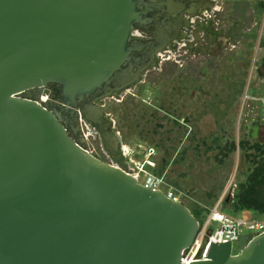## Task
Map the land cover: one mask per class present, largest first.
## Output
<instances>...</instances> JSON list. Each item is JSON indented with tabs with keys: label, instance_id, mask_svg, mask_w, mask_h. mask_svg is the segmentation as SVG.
<instances>
[{
	"label": "water",
	"instance_id": "1",
	"mask_svg": "<svg viewBox=\"0 0 264 264\" xmlns=\"http://www.w3.org/2000/svg\"><path fill=\"white\" fill-rule=\"evenodd\" d=\"M141 1L0 0V264H183L199 229L190 208L63 123L132 60L133 28L151 18ZM54 84L62 111L25 97ZM191 264H264V233Z\"/></svg>",
	"mask_w": 264,
	"mask_h": 264
},
{
	"label": "rangeland",
	"instance_id": "2",
	"mask_svg": "<svg viewBox=\"0 0 264 264\" xmlns=\"http://www.w3.org/2000/svg\"><path fill=\"white\" fill-rule=\"evenodd\" d=\"M200 21L199 31L211 32L215 27L218 35L233 40L229 52L220 53L216 70L203 64L197 95L194 78L186 79L183 91L180 66L173 59L162 62L139 93L129 89L105 99L103 109L122 132L126 148L122 157L102 154L96 145L88 144L96 157L127 172L135 167L133 161L152 159L154 172L180 191L183 202L200 220L224 193L223 212L259 217L253 210H235L233 200L253 167L249 145L264 144L257 105L245 106L242 101L249 85L254 94L264 88V5L255 1L219 3L210 17ZM205 60H211L210 56L206 54ZM185 96L187 105L180 108L179 99ZM48 97L44 94L42 99Z\"/></svg>",
	"mask_w": 264,
	"mask_h": 264
},
{
	"label": "flooded vegetation",
	"instance_id": "3",
	"mask_svg": "<svg viewBox=\"0 0 264 264\" xmlns=\"http://www.w3.org/2000/svg\"><path fill=\"white\" fill-rule=\"evenodd\" d=\"M140 8L148 9L151 18L133 28L132 60L118 73L112 85L94 94L89 102L64 114L63 123L69 134L90 152L89 141L102 154L117 158L122 157L126 149L117 122L103 109L108 95L121 94L129 89L139 93L147 84L149 75L155 74L162 62L172 59L180 66L178 79L184 84L181 89H186L187 78H194V94L197 95L203 80V64L212 71L216 70L220 53L230 50L232 36L218 35L215 27L211 32L198 30L200 20L210 17L216 10L212 0H143ZM206 54L211 60H205ZM172 69L176 71V67ZM59 90L60 86L54 84L35 89L25 97L47 102L52 110L62 111ZM44 94L51 97L43 100ZM179 101L180 108L187 105L186 96Z\"/></svg>",
	"mask_w": 264,
	"mask_h": 264
},
{
	"label": "built area",
	"instance_id": "4",
	"mask_svg": "<svg viewBox=\"0 0 264 264\" xmlns=\"http://www.w3.org/2000/svg\"><path fill=\"white\" fill-rule=\"evenodd\" d=\"M215 6L219 3L236 2V1H255L264 5V0H212ZM250 87V85H249ZM244 91L242 101L245 106L255 103L259 112V122L264 126V88H258L257 93H251L250 88ZM133 161V160H132ZM135 167L129 173L137 177L138 181L145 187L152 190H161L174 201H183L180 191L173 189L166 181L164 175L154 172L156 166L152 159H144L142 162H135ZM153 167L151 170L148 168ZM143 178L142 183L140 179ZM226 193L218 200L216 206L209 212L208 216L199 221V229L192 242L182 254L181 262L191 264L196 260L208 258L209 249L212 243L231 242L236 245L241 236L250 234L251 237L264 233V216L259 217H237L223 212L220 208L224 202ZM237 253L234 248V254Z\"/></svg>",
	"mask_w": 264,
	"mask_h": 264
},
{
	"label": "trees",
	"instance_id": "5",
	"mask_svg": "<svg viewBox=\"0 0 264 264\" xmlns=\"http://www.w3.org/2000/svg\"><path fill=\"white\" fill-rule=\"evenodd\" d=\"M253 150L249 154L250 163L253 165L246 182L241 184L235 194L233 204L235 210H253L258 216H264V144L256 143L249 145ZM194 214V212L192 211ZM197 219L198 216L194 214Z\"/></svg>",
	"mask_w": 264,
	"mask_h": 264
},
{
	"label": "crops",
	"instance_id": "6",
	"mask_svg": "<svg viewBox=\"0 0 264 264\" xmlns=\"http://www.w3.org/2000/svg\"><path fill=\"white\" fill-rule=\"evenodd\" d=\"M257 71H258V69H257ZM258 73H259V71H258ZM260 76V75H259Z\"/></svg>",
	"mask_w": 264,
	"mask_h": 264
}]
</instances>
